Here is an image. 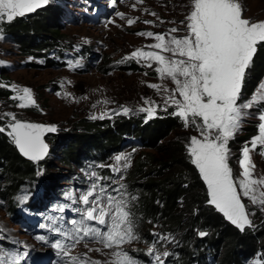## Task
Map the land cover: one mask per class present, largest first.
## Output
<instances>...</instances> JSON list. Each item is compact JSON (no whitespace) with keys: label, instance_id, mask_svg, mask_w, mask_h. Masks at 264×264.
Listing matches in <instances>:
<instances>
[{"label":"snow or ice","instance_id":"snow-or-ice-1","mask_svg":"<svg viewBox=\"0 0 264 264\" xmlns=\"http://www.w3.org/2000/svg\"><path fill=\"white\" fill-rule=\"evenodd\" d=\"M49 3L50 0H0V22L11 23L15 18L34 13ZM115 3L116 0H112L113 6ZM140 3L143 0H136V4ZM136 4L132 5L134 9ZM116 15L125 18L123 12H117ZM151 15L157 14L152 12ZM138 19L129 18L127 24L131 26ZM108 23L115 21L110 20ZM144 23L153 24L154 21L145 20ZM181 23L186 33L183 36L176 35L181 31L177 27L170 28L166 33H136L154 38L156 43L146 46L150 50L136 49L120 63L135 60L148 68L155 64L154 71L158 77L174 84L171 89L166 86L162 89L160 84L155 83L148 87L168 93L162 110L167 112L169 107L173 108L169 115L181 120L184 128L196 129L198 135L190 137L186 151L207 187V202L239 231L244 232L246 228L254 227L250 217L255 212L249 210L243 198H247L251 205L264 213V176L255 174L256 164L253 161V153L264 156V106L259 110L258 133L240 149L238 177H234L229 163L232 156L229 142L242 130L249 114L246 110L258 104L264 105V82L258 85L249 100L240 102L246 75L253 66L258 47L264 46V20L247 18L242 0H191V10ZM69 66L73 67L71 62ZM12 89L17 92L12 99L20 101V108L38 107L31 89H20L15 85ZM144 103L147 106L141 107L139 111L152 119L161 106L147 99ZM132 111L127 107L122 109L124 115ZM6 115L11 117V122L6 127L0 126V133L7 132V136L28 160L37 164L44 160L49 154V145L44 136L56 132L57 127L24 122L13 113ZM91 118L103 119L104 114ZM130 160V154L116 155L117 164L111 166L112 172L119 173L122 170L121 162L123 169L130 167ZM91 175L97 180L111 179L97 177L95 172ZM115 183L118 187L112 191L117 195L108 191V185L94 182L80 196L84 207L77 209L81 219L71 221L75 226L71 234L56 228L53 231L63 239L50 241L43 235L36 239L55 250L62 264H141L123 248L125 244L140 238L135 231V221L129 207L137 197L131 196L129 199L125 185L119 181ZM199 235L203 237L207 233L200 232ZM159 239L167 240L168 237ZM82 241L101 244L102 248L92 251L108 249L110 251L105 254L112 259L101 262L87 255H73L72 250ZM147 255L154 264H164L156 249V242L148 249ZM162 255L167 257L170 253L165 251ZM28 256L25 245L23 252L11 256L7 253L0 255V264H21ZM254 264H264V257L254 261Z\"/></svg>","mask_w":264,"mask_h":264},{"label":"rangeland","instance_id":"rangeland-1","mask_svg":"<svg viewBox=\"0 0 264 264\" xmlns=\"http://www.w3.org/2000/svg\"><path fill=\"white\" fill-rule=\"evenodd\" d=\"M133 4H136V0H116L114 6L112 0H50L47 6H56L61 9V29L66 41L64 55L61 59L53 52L47 58L53 62H61V65H52L46 59L25 55L14 38L2 32V23L6 21L0 22V68L7 72L8 78V81L0 85L12 91L13 85L20 89H31L36 105H38V107L20 108L18 106L20 101L5 100L0 102V117L5 120V124H8L11 122V117L6 114L13 113L19 120L57 127L56 132L46 133L44 136L50 146L49 154L45 158L50 165L45 167L41 165L39 175L50 173L55 180L45 194L43 207L33 215L26 214V210L19 207V212L23 213L16 215L7 207L6 201L0 197V255L7 253L11 256L23 252L26 245L29 256L21 264H58L54 262L55 258H58L59 264H62L61 257L56 255L55 250L49 245L42 244L36 237L43 235L50 241L63 239L64 237L53 231L56 228L71 234L75 227L71 221L81 219V214L77 209L84 207L80 202V196L94 182L102 186L106 185L103 180H97L91 175L94 171L78 170L76 175H70V169L58 160L59 152L55 150L52 142L55 135L72 131L81 119L101 120L91 117H100L102 113L104 114L103 119L124 115L122 109L125 107L133 110L128 114L129 116L145 115L147 118L146 113L139 111L141 107L147 106L144 103L146 99L161 106L157 109V113L163 111L164 98L168 93L163 90L157 92L148 85L155 83L160 84L162 89L165 86L171 89L174 84L158 77L154 71L155 64L152 68H148L143 64H138L135 60H128L124 63L120 61L136 49L150 50L146 46L156 43L154 38L139 36L136 34L138 32L166 33L170 28L177 27L181 31L176 35H185L184 24L181 21L185 20L191 10V0H143V3L136 4L135 9L132 7ZM242 4L247 18L264 20V0H242ZM117 12L125 13V18L121 19L117 16ZM152 12L157 15H151ZM137 17L139 19L136 23L131 26L127 24L129 18ZM110 20H114L115 23H108ZM145 20H151L154 23L146 24ZM70 62L73 67L69 66ZM76 64L80 66L75 67ZM101 68H112L113 70L105 74L100 71ZM135 68L139 69L135 71ZM262 82L264 79L259 84ZM257 88L258 86L253 94ZM66 93L70 95H65ZM253 94L247 96L242 91L240 102H246ZM16 95L17 92L13 91L12 97ZM262 106L264 105L258 104L246 110L249 114L245 118L242 129L248 126H258V115ZM170 109L173 110L169 107L168 110ZM243 131H240L235 139L229 142L232 152L229 163L233 168L234 177H238L240 172L237 163L240 149L253 137L240 142ZM192 135H198L196 129H186L182 125L180 130L173 132L169 138L172 140L180 138L188 145ZM133 153L131 149H128L123 154H130L132 158ZM253 161L256 164L255 174L264 176V156L253 153ZM116 164L114 159L112 166ZM122 165L123 162L120 165L122 170L114 173L113 176H119L125 171ZM69 176L72 178L67 179L66 177ZM108 191L110 192L109 187ZM31 195L32 191L29 188L24 190L20 195V202H25ZM243 199L249 210L255 212V215L250 217L254 227L248 229H258L260 223L264 222V213L251 205L247 198ZM53 201L59 204L56 208L50 206ZM48 208L49 211L44 214L43 212ZM61 208L64 210L61 211ZM91 223L95 224V222ZM152 245L136 240L131 244H125L123 248L141 264H154L152 258L147 255ZM97 248H102V245L94 241H82L75 246L72 254L87 255L101 262L112 259L110 255L105 254L110 250L92 251ZM157 251L165 262V257L158 249ZM141 252L148 259L142 258ZM261 257L260 253L256 254L248 264H254V261Z\"/></svg>","mask_w":264,"mask_h":264},{"label":"trees","instance_id":"trees-1","mask_svg":"<svg viewBox=\"0 0 264 264\" xmlns=\"http://www.w3.org/2000/svg\"><path fill=\"white\" fill-rule=\"evenodd\" d=\"M61 18L59 7L46 6L15 18L11 23L3 22L1 27L4 34L15 39L25 55L61 65L47 58L52 52L60 59L64 55L66 38ZM111 70L100 69L105 74ZM263 79L264 46H259L246 75L244 94H253ZM6 81L7 72L0 68V84ZM12 96L11 89L0 85V102L11 101ZM172 111L158 112L152 119L145 115H121L93 121L81 119L72 131L57 134L52 139L59 152L58 160L70 169L72 176L81 170L111 177L108 182L103 181L106 185L111 183L108 186L113 195H117L112 191L118 187L115 181L124 184L129 199L137 197L129 207L139 242H156L159 252L168 251L166 264H248L258 253L264 257V222L258 229L247 228L241 232L208 204L207 187L191 163L187 144L180 138H169L183 125L181 120L169 115ZM4 121L0 117V126L6 127ZM242 130L240 142L258 133L257 126ZM128 149L134 152L130 167L119 176H113L111 166L115 156ZM41 165L49 166L50 162L44 159L37 164L24 158L7 132L0 133V197L12 213H23L18 210L22 207L26 214L33 215L43 207L45 194L55 179L50 173L39 175ZM28 188L32 195L20 202L21 193ZM58 205L53 201L50 206L56 208ZM47 211L49 208L43 213ZM200 232L207 235L202 237ZM143 255L141 252L142 258Z\"/></svg>","mask_w":264,"mask_h":264},{"label":"water","instance_id":"water-1","mask_svg":"<svg viewBox=\"0 0 264 264\" xmlns=\"http://www.w3.org/2000/svg\"><path fill=\"white\" fill-rule=\"evenodd\" d=\"M21 121H24V122H31V123H37V122H33V121H26V120H21ZM45 140V139H44ZM45 142L49 145V143L45 140ZM18 149V148H17ZM49 150H50V146H49ZM19 151V150H18ZM20 153V152H19ZM21 154V153H20ZM22 155V154H21ZM23 156V155H22ZM24 157V156H23ZM26 158V157H24ZM27 159V158H26Z\"/></svg>","mask_w":264,"mask_h":264}]
</instances>
